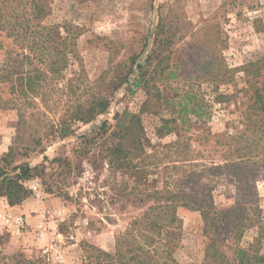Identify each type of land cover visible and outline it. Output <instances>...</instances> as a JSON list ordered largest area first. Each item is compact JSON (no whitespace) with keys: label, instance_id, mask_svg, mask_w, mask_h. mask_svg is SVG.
<instances>
[{"label":"rangeland","instance_id":"374dc122","mask_svg":"<svg viewBox=\"0 0 264 264\" xmlns=\"http://www.w3.org/2000/svg\"><path fill=\"white\" fill-rule=\"evenodd\" d=\"M48 5L43 23L64 27L60 28L63 36L69 30L71 41L59 47L60 58L66 59L64 70L35 98L15 96L1 102L5 105L0 106V158L11 150L10 167L28 164L35 169L25 182L32 195L22 203L30 217L14 214L6 199L0 198V251L7 256L21 254L38 264H107L100 252L114 254L116 239L153 204L145 200L144 189H160L172 176L185 174V190L202 191L191 173L207 171L211 160L219 164V153L201 139L206 132L234 134L232 121L238 115H230L213 101L215 85L209 83L207 73L220 63L238 68L264 56V33L254 27L264 24V0H48ZM158 25L163 29L159 37L169 45L154 41ZM151 54L163 61L156 67L162 71L163 79L157 84L163 96L173 98L190 89L211 115L204 122L191 116L177 131L158 135L161 121L175 113L166 108L169 105L152 100L141 114L143 147L150 157L144 162L138 156L132 168L115 170L106 151L114 116L139 112L147 96L141 88L128 90L136 72L118 88L113 79L119 72L135 69L131 58L145 65ZM169 71L175 78H164ZM236 82L237 89L244 86L242 73H237ZM217 91L231 93L232 87L221 84ZM1 96L8 98L6 93ZM97 97L109 101L104 113L86 123L71 119L78 105ZM61 120L71 131L64 138L55 132ZM105 121L111 126L102 134L99 127ZM97 133L91 140L84 138ZM182 139L189 146V159L200 166L188 164L172 172L178 160L173 145ZM221 177L206 172L204 178L210 179L199 180L217 208H228L238 195L235 183ZM246 181V202L253 205L254 213L250 212L264 222V167L252 168ZM176 215L172 257L178 264H202L206 239L199 212L179 207ZM254 236L255 230L248 229L242 245Z\"/></svg>","mask_w":264,"mask_h":264},{"label":"trees","instance_id":"16d2710c","mask_svg":"<svg viewBox=\"0 0 264 264\" xmlns=\"http://www.w3.org/2000/svg\"><path fill=\"white\" fill-rule=\"evenodd\" d=\"M48 10V0H0V55L3 56L0 60V106L5 105L1 102L10 101L15 96L26 100L35 98L44 85L64 70L66 59L65 56L60 58L59 47H67L70 31L65 29L66 35L63 36L60 28L64 27L44 24ZM254 27L264 33V24H255ZM157 29L154 41L163 46L167 43L164 37H159V34H163L162 26L158 25ZM157 58L149 55L145 65L136 64V58H131V65L135 66L136 71L130 69L126 73L119 72L113 79L114 88H118L136 72L128 90L132 92L133 89L141 88L147 96L139 112L115 114L114 125H110L112 130L106 151L109 165L115 170L132 168L133 159L138 156H143L144 162L150 157L143 147L141 114L148 111L147 105L152 100L159 106L169 105L166 108H172L175 113L172 119L161 121L158 135L177 131L191 116L204 122L211 115L205 111L204 103L199 102L197 93L190 89L173 98L163 96L157 84V81L163 79L162 71L156 68L163 61ZM155 59L158 62L148 70L147 67L152 66ZM237 73L243 75L244 86L240 89H237ZM207 75L209 83L213 87L215 85L213 101L227 109L230 115H238V120L232 121L234 134L225 132L210 136L206 132L201 139L210 142L211 150L219 153V164L211 160L212 167L207 171L202 170L199 175L194 171L191 173V178H196L202 191L185 190L188 186L185 174L172 176L171 182H165L160 189H144L145 200H153V204L138 218H134L125 233L116 239L114 254L100 252L107 264H178L172 253L177 234L174 230L177 228L176 210L179 207L198 211L201 216L206 239L202 264H264V222L253 214V205L246 202L249 192L246 181L248 173L252 168L264 167V56L238 68H229L225 63H220L216 70L211 69ZM166 76L165 79L175 78L172 71L166 73ZM221 84L231 86L232 92L218 93L217 86ZM3 93L8 98L2 97ZM108 106L109 101L105 97L90 99L88 103L76 107L71 119L89 122L95 115L104 113ZM110 126L108 122H103L99 127L100 133L106 134ZM181 131H184L183 127ZM55 132L62 138L71 133L64 120L59 122ZM100 133L85 135L84 138L91 140ZM183 139L173 145L174 150L178 151V160L173 163L172 172L188 166H200L189 159V146ZM200 144L204 146V142L200 141ZM11 153L10 150L0 158V198H5L8 205L14 207L32 195L25 182L31 178L35 168L28 164L10 167ZM206 172H211L213 176L218 173L224 181L235 183L238 199L234 205L217 208L213 204L211 196L203 191L206 186L199 180L210 179L204 178ZM251 228L255 230V236L252 241L242 245L245 232ZM38 263L26 260L21 254L7 256L0 251V264Z\"/></svg>","mask_w":264,"mask_h":264},{"label":"crops","instance_id":"0c3cea01","mask_svg":"<svg viewBox=\"0 0 264 264\" xmlns=\"http://www.w3.org/2000/svg\"><path fill=\"white\" fill-rule=\"evenodd\" d=\"M8 207V210H11V212H13L14 214H23L24 216H26V219L28 218V215L30 217V211L29 209L25 206V204H22L21 206L17 207V206H14V207ZM32 220V217L31 219ZM31 222V221H29ZM35 222V221H34Z\"/></svg>","mask_w":264,"mask_h":264},{"label":"built area","instance_id":"2783aa9c","mask_svg":"<svg viewBox=\"0 0 264 264\" xmlns=\"http://www.w3.org/2000/svg\"><path fill=\"white\" fill-rule=\"evenodd\" d=\"M18 220H19V221H18V222H19V224H23V221H22V220H20V219H18Z\"/></svg>","mask_w":264,"mask_h":264}]
</instances>
